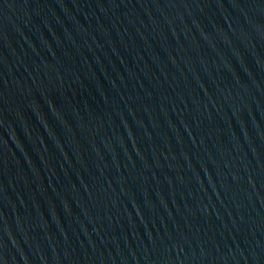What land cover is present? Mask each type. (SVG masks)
<instances>
[{
  "label": "water",
  "instance_id": "1",
  "mask_svg": "<svg viewBox=\"0 0 264 264\" xmlns=\"http://www.w3.org/2000/svg\"><path fill=\"white\" fill-rule=\"evenodd\" d=\"M0 264H264V0H0Z\"/></svg>",
  "mask_w": 264,
  "mask_h": 264
}]
</instances>
